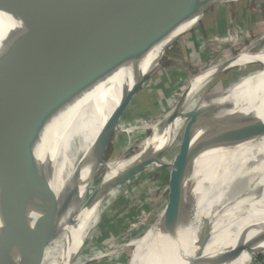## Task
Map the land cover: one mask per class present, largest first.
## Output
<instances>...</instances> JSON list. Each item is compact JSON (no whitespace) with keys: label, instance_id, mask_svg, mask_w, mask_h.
Masks as SVG:
<instances>
[{"label":"bare ground","instance_id":"obj_1","mask_svg":"<svg viewBox=\"0 0 264 264\" xmlns=\"http://www.w3.org/2000/svg\"><path fill=\"white\" fill-rule=\"evenodd\" d=\"M246 1L170 0L156 6L127 32L112 68L113 73L86 93L84 83L90 60L91 34L64 36L45 48L34 61L29 79L30 89L43 78L52 83L51 122L41 146L51 165L49 183L57 182L59 177L76 169L92 150L93 141L104 123L132 86L143 57L142 71L153 69L155 72L158 60L164 56L158 53L163 43L177 38L170 50L201 22L212 6L242 5ZM18 26L17 21L0 11V46L4 35ZM261 42H264V34L237 52V56L227 57L223 62H239V65L260 63L264 69V46L255 49ZM148 46L151 49L146 52ZM209 68L210 72L201 71L187 79L188 86L180 95L181 104L178 102L174 106L175 102H171L172 109L163 118L155 119L152 124L141 123L150 134L138 144L137 152L103 163L106 173L93 192L96 195L61 225L64 232L56 252L34 242L37 216L42 212L26 218L11 251H19L27 264H71L108 203L134 184L145 170L166 164L165 159L157 156L170 148L189 113L196 109L198 97L217 71ZM231 107L227 100H223L220 114L212 119L229 117L233 112ZM248 111L243 120L229 127L228 132L216 140L214 146L199 153L201 157L192 180L189 184L179 185L181 196L173 205V214H166V205L139 237L133 255L134 264H190L194 258L197 264H250L253 256L264 250V240L258 241L264 233V197L261 196L264 193V133L253 134L244 140H232L237 128L247 125L246 129H254L257 123L264 125V71L261 91ZM140 168L144 169L139 174L123 180ZM172 217L177 221L166 228L165 221ZM27 247H34L35 255L42 251L39 261L26 257L24 250ZM240 247L245 251L232 256L233 251Z\"/></svg>","mask_w":264,"mask_h":264},{"label":"water","instance_id":"obj_2","mask_svg":"<svg viewBox=\"0 0 264 264\" xmlns=\"http://www.w3.org/2000/svg\"><path fill=\"white\" fill-rule=\"evenodd\" d=\"M168 1L170 0H0V11L19 24L16 29L4 35L0 46V264H8L11 248L21 228L25 226L26 218L33 213L49 215L46 217L47 225L37 229L34 234L35 244L45 247L51 241V213L60 201L59 195L50 187L48 174L51 165L41 149L46 129L51 122L52 83L43 78L30 89L29 77L34 61L56 40L68 35L90 33V60L84 83L85 93L89 92L113 73L112 68L125 36L134 23L151 9ZM176 41L177 38L163 43L158 53L165 55ZM146 49L149 52L151 47ZM141 60L132 86L104 123L93 141L92 150L77 166L68 185L78 179L82 165H88L89 172L103 165L105 152L119 118L134 94L153 73V69L142 71ZM181 102L182 99L179 104ZM205 116H208L207 111L201 109L193 110L188 115L180 154L173 162L177 165V170L172 164L174 185L166 214H173V205L179 202L181 196L178 174L185 176L189 171L193 128L196 124L212 128L225 120L206 119ZM246 126L235 129L232 140H244L253 134L264 133L263 124H255L254 129H246ZM213 140L216 142V138ZM161 154L162 152L157 157ZM143 169L128 174L123 180H129ZM95 195L93 193L88 201ZM174 212L176 213L175 208ZM172 218L165 221L166 228L172 227L177 221L176 217ZM262 240L264 233L258 237L259 242ZM35 251L34 247H27L24 254L39 261L43 253L40 251V255H35ZM243 251L245 248L240 247L233 251L232 256ZM18 258L20 262L17 264H26L21 255ZM190 264H197L195 258Z\"/></svg>","mask_w":264,"mask_h":264},{"label":"rangeland","instance_id":"obj_3","mask_svg":"<svg viewBox=\"0 0 264 264\" xmlns=\"http://www.w3.org/2000/svg\"><path fill=\"white\" fill-rule=\"evenodd\" d=\"M261 34H264L262 0H247L242 5L238 3L212 6L190 33L167 50L158 63V69L131 98L115 126L103 158L104 163L137 152L140 146L138 144L150 134L142 128L141 123L152 124L155 119L163 118L172 109L171 102H175V106L180 101V95L188 86L189 78L199 75L201 71H209V67H212L217 71L198 97L199 101L194 110H206V119L216 118L220 114L223 100H227L233 107V112L216 127L203 128L202 125L196 124L193 128L189 171L185 176L178 174L180 186L189 184L202 149L214 146L218 139L228 132L229 127L243 120L254 98L261 91L264 69L260 63L239 65V62H223L227 57L237 56V52L244 50ZM263 44L264 42L259 43L255 49H262ZM187 123L186 120L181 131L175 135L170 148L160 155L159 159H165L166 164L145 170L134 184L108 203L98 222L82 242L79 252L73 256L71 264H134L133 255L138 240L170 202L174 185L172 164L180 154ZM84 146L85 144L81 147V154ZM222 163L224 166V161ZM176 166L173 164L175 170ZM88 168V165L81 166L78 179L73 184L68 185L75 169L50 184L52 190L60 197L58 205L51 213V241L46 245L51 252H56L59 246L64 232L61 225L86 206L89 197L98 188L106 173L103 165L90 172ZM263 194L261 196L264 197ZM46 217L49 215L38 214L39 227H36V231L47 225ZM18 255L23 256L19 251H11L8 264L20 262Z\"/></svg>","mask_w":264,"mask_h":264},{"label":"built area","instance_id":"obj_4","mask_svg":"<svg viewBox=\"0 0 264 264\" xmlns=\"http://www.w3.org/2000/svg\"><path fill=\"white\" fill-rule=\"evenodd\" d=\"M250 264H264V251L254 255Z\"/></svg>","mask_w":264,"mask_h":264}]
</instances>
